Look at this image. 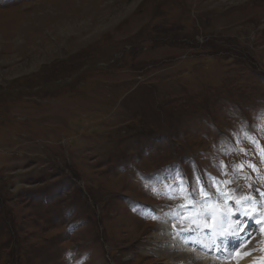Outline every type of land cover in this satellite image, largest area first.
<instances>
[{"label":"rangeland","instance_id":"rangeland-1","mask_svg":"<svg viewBox=\"0 0 264 264\" xmlns=\"http://www.w3.org/2000/svg\"><path fill=\"white\" fill-rule=\"evenodd\" d=\"M262 149L264 0H0V264H182L159 207L264 217Z\"/></svg>","mask_w":264,"mask_h":264},{"label":"bare ground","instance_id":"bare-ground-1","mask_svg":"<svg viewBox=\"0 0 264 264\" xmlns=\"http://www.w3.org/2000/svg\"><path fill=\"white\" fill-rule=\"evenodd\" d=\"M225 192L227 190L220 194L219 198H216L218 195L214 197L213 194L214 196L210 195L207 200L202 199L203 201L195 200L191 196V201L187 202H191V205H194L195 208L193 211L184 214H182V211L187 207L182 206L183 204L188 205L187 202L178 203L172 208H166L167 205L159 207L160 210L157 211L158 224H156L158 227L151 233L148 250L158 256L166 257L168 261L173 263H251H248V260L255 254L247 251L252 247L251 242L253 245L264 242V228L251 218L255 215L258 219L255 211L248 203L242 206H238L236 203V201H243V197L246 195H238L234 203L228 204L223 198ZM205 203H208V205L206 206ZM230 208L233 213L229 211ZM194 214L196 217H194ZM231 220L234 224L230 223ZM193 221L195 222L193 223ZM254 224L257 225L250 232L248 225L253 226ZM246 234H248V237L245 239L243 236ZM207 235L209 241L205 240ZM220 242H222L225 250L221 247ZM235 243H238L240 250L243 252H236L229 255L228 259H224L225 252L227 253L226 246ZM208 249L210 251L206 253L205 251Z\"/></svg>","mask_w":264,"mask_h":264},{"label":"snow or ice","instance_id":"snow-or-ice-1","mask_svg":"<svg viewBox=\"0 0 264 264\" xmlns=\"http://www.w3.org/2000/svg\"><path fill=\"white\" fill-rule=\"evenodd\" d=\"M262 150H264V149H262ZM249 166L252 167L254 171L256 170L255 165H249ZM240 167L242 168L243 166L241 165ZM230 182L231 181H226L225 183H230ZM258 195H259V193H258ZM205 197H206V199L209 198L207 196V194H205ZM250 200H251V198L249 197V198H245L244 201H236V203L238 204V206H242L243 204H247ZM192 206H194V205H183L182 207H192ZM251 218L254 219L257 223L264 221V217H261L260 219H256L255 215H253ZM194 222L195 221H193V223ZM189 230H191V229H189Z\"/></svg>","mask_w":264,"mask_h":264}]
</instances>
